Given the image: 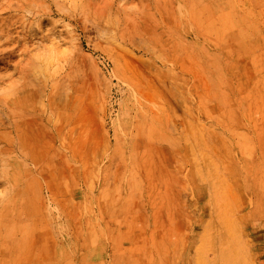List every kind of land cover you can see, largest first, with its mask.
I'll return each instance as SVG.
<instances>
[{
    "label": "rangeland",
    "instance_id": "rangeland-1",
    "mask_svg": "<svg viewBox=\"0 0 264 264\" xmlns=\"http://www.w3.org/2000/svg\"><path fill=\"white\" fill-rule=\"evenodd\" d=\"M0 264H264V0H0Z\"/></svg>",
    "mask_w": 264,
    "mask_h": 264
}]
</instances>
